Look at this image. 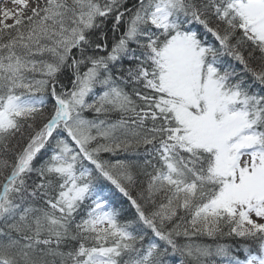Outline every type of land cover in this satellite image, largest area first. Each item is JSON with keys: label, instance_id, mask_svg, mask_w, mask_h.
Instances as JSON below:
<instances>
[{"label": "snow or ice", "instance_id": "obj_1", "mask_svg": "<svg viewBox=\"0 0 264 264\" xmlns=\"http://www.w3.org/2000/svg\"><path fill=\"white\" fill-rule=\"evenodd\" d=\"M14 3L0 264H264V0Z\"/></svg>", "mask_w": 264, "mask_h": 264}, {"label": "rangeland", "instance_id": "obj_2", "mask_svg": "<svg viewBox=\"0 0 264 264\" xmlns=\"http://www.w3.org/2000/svg\"><path fill=\"white\" fill-rule=\"evenodd\" d=\"M30 6H33V5H30ZM16 7L17 6L15 5L14 1L11 2V3H8V4H4V2L0 1V15H2L3 9L7 8V9H10V10H15ZM8 23H12V21L9 20Z\"/></svg>", "mask_w": 264, "mask_h": 264}, {"label": "bare ground", "instance_id": "obj_3", "mask_svg": "<svg viewBox=\"0 0 264 264\" xmlns=\"http://www.w3.org/2000/svg\"><path fill=\"white\" fill-rule=\"evenodd\" d=\"M0 1L4 2V4H8L13 2L14 0H0ZM29 5H32V0H29Z\"/></svg>", "mask_w": 264, "mask_h": 264}, {"label": "trees", "instance_id": "obj_4", "mask_svg": "<svg viewBox=\"0 0 264 264\" xmlns=\"http://www.w3.org/2000/svg\"><path fill=\"white\" fill-rule=\"evenodd\" d=\"M202 242H204V243H213V241L207 240V239L203 240Z\"/></svg>", "mask_w": 264, "mask_h": 264}]
</instances>
